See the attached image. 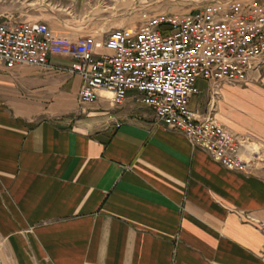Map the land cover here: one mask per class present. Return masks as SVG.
I'll use <instances>...</instances> for the list:
<instances>
[{
	"label": "crops",
	"instance_id": "obj_1",
	"mask_svg": "<svg viewBox=\"0 0 264 264\" xmlns=\"http://www.w3.org/2000/svg\"><path fill=\"white\" fill-rule=\"evenodd\" d=\"M94 1L0 0V22L101 38L78 16ZM49 64L0 67V264H264V66L217 98L197 80L188 104L244 141L240 174L154 126L133 91L80 104L70 61Z\"/></svg>",
	"mask_w": 264,
	"mask_h": 264
},
{
	"label": "built area",
	"instance_id": "obj_2",
	"mask_svg": "<svg viewBox=\"0 0 264 264\" xmlns=\"http://www.w3.org/2000/svg\"><path fill=\"white\" fill-rule=\"evenodd\" d=\"M54 56L70 61L57 70L81 79L80 104L105 93L119 107L133 91L152 111L154 126L181 134L228 171L251 172L240 156L244 141L188 104L199 94L197 80L217 98L220 86L242 88L264 66V0H200L190 13L143 15L137 29L101 38L61 36L42 22H0V67L52 70Z\"/></svg>",
	"mask_w": 264,
	"mask_h": 264
},
{
	"label": "rangeland",
	"instance_id": "obj_3",
	"mask_svg": "<svg viewBox=\"0 0 264 264\" xmlns=\"http://www.w3.org/2000/svg\"><path fill=\"white\" fill-rule=\"evenodd\" d=\"M198 3L200 0H95L87 15L83 10L78 16L84 26L88 25L85 20L93 19L91 25L96 29H137L143 22V15L186 14L197 9ZM83 15H86L85 19Z\"/></svg>",
	"mask_w": 264,
	"mask_h": 264
},
{
	"label": "bare ground",
	"instance_id": "obj_4",
	"mask_svg": "<svg viewBox=\"0 0 264 264\" xmlns=\"http://www.w3.org/2000/svg\"><path fill=\"white\" fill-rule=\"evenodd\" d=\"M104 95H105V97H109V95H108V94H105V93H104ZM256 149H257V148H256Z\"/></svg>",
	"mask_w": 264,
	"mask_h": 264
}]
</instances>
